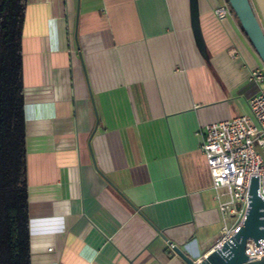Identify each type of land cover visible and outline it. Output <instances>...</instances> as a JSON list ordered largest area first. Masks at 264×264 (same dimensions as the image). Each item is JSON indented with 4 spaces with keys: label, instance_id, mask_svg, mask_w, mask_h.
Wrapping results in <instances>:
<instances>
[{
    "label": "crops",
    "instance_id": "crops-1",
    "mask_svg": "<svg viewBox=\"0 0 264 264\" xmlns=\"http://www.w3.org/2000/svg\"><path fill=\"white\" fill-rule=\"evenodd\" d=\"M249 2L264 30V0ZM224 3L198 0L205 59L188 0H27L31 264H185L171 245L193 260L213 248L222 222L204 128L249 113L262 65L231 8L216 17Z\"/></svg>",
    "mask_w": 264,
    "mask_h": 264
},
{
    "label": "trees",
    "instance_id": "trees-1",
    "mask_svg": "<svg viewBox=\"0 0 264 264\" xmlns=\"http://www.w3.org/2000/svg\"><path fill=\"white\" fill-rule=\"evenodd\" d=\"M27 0H0V264H31L21 37Z\"/></svg>",
    "mask_w": 264,
    "mask_h": 264
},
{
    "label": "built area",
    "instance_id": "built-area-1",
    "mask_svg": "<svg viewBox=\"0 0 264 264\" xmlns=\"http://www.w3.org/2000/svg\"><path fill=\"white\" fill-rule=\"evenodd\" d=\"M228 9L229 5L224 3L214 13L223 19ZM248 80L260 86L248 100L249 113L206 125L200 146L222 222L213 247L232 235L240 224L248 205L250 175H258V194L264 199V64L253 69ZM258 244L247 240L245 255L253 257L248 261L264 256V238Z\"/></svg>",
    "mask_w": 264,
    "mask_h": 264
},
{
    "label": "water",
    "instance_id": "water-1",
    "mask_svg": "<svg viewBox=\"0 0 264 264\" xmlns=\"http://www.w3.org/2000/svg\"><path fill=\"white\" fill-rule=\"evenodd\" d=\"M226 1L237 17L245 35L249 39L252 47L259 57L261 61L260 63L264 64V30H262L257 17H255V13L249 0ZM188 10L190 19L189 25L191 26V31L194 37L193 39L200 54L206 59V48L200 29L198 0H188ZM78 16L79 8L77 6L73 33L76 44ZM81 63L83 68L82 70H84L82 58ZM84 75L87 81L85 70ZM88 90L91 102L93 103V98L89 86ZM96 128L97 119L94 128L90 136L88 137L89 148L91 140L90 137H92ZM93 163L96 171L102 176V178H104L105 181L111 187H113L115 191H117V193H119L127 201L128 204H130V202L121 193V191H118L114 184L108 178H106V176L97 168L94 159ZM247 202L248 205L246 211L244 212V216L235 232L227 239L222 241L219 245L207 251L200 259L193 260L191 257L183 253V251L178 246L171 245L174 253L179 256L185 264H264V256L254 261H248L247 259L253 257L248 258L244 252L247 240H252L253 242H255V245H259L258 240L264 238V199H262V197L258 194V175H250L247 191ZM130 205L138 211V209L134 205ZM138 213L141 215V217L143 216L140 211H138ZM151 226L153 225L151 224ZM154 229L159 236H161L164 240L171 244L160 230L155 227Z\"/></svg>",
    "mask_w": 264,
    "mask_h": 264
},
{
    "label": "rangeland",
    "instance_id": "rangeland-1",
    "mask_svg": "<svg viewBox=\"0 0 264 264\" xmlns=\"http://www.w3.org/2000/svg\"><path fill=\"white\" fill-rule=\"evenodd\" d=\"M230 7V6H229Z\"/></svg>",
    "mask_w": 264,
    "mask_h": 264
}]
</instances>
